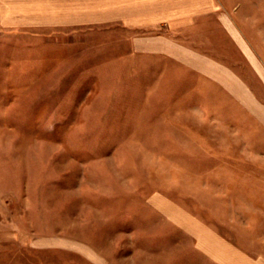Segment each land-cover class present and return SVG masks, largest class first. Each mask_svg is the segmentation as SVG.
<instances>
[{
    "label": "rangeland",
    "instance_id": "374dc122",
    "mask_svg": "<svg viewBox=\"0 0 264 264\" xmlns=\"http://www.w3.org/2000/svg\"><path fill=\"white\" fill-rule=\"evenodd\" d=\"M219 2L213 72L0 28V264H213L195 224L264 254V0Z\"/></svg>",
    "mask_w": 264,
    "mask_h": 264
},
{
    "label": "crops",
    "instance_id": "0c3cea01",
    "mask_svg": "<svg viewBox=\"0 0 264 264\" xmlns=\"http://www.w3.org/2000/svg\"><path fill=\"white\" fill-rule=\"evenodd\" d=\"M223 12L219 0H0V28L21 37L39 38L38 31L59 34L61 41L37 43L60 47L59 57L90 47L95 30L115 28L122 32L117 43L125 41L133 57L161 58L184 71L213 72L215 64L203 58L207 53L200 35L209 26L218 31L221 24L230 25ZM121 45L117 55L123 54ZM183 222L180 226L188 228ZM195 225L198 247L213 264H264L263 253L242 252L213 229ZM258 242L264 244V235Z\"/></svg>",
    "mask_w": 264,
    "mask_h": 264
}]
</instances>
